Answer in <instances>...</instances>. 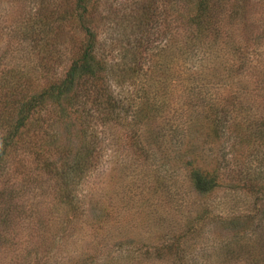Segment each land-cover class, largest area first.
Here are the masks:
<instances>
[{"label": "rangeland", "instance_id": "rangeland-1", "mask_svg": "<svg viewBox=\"0 0 264 264\" xmlns=\"http://www.w3.org/2000/svg\"><path fill=\"white\" fill-rule=\"evenodd\" d=\"M73 1L0 0V73L21 82L22 93L34 87L39 66L61 72L63 49H69L63 45L67 27L53 45L36 33L18 41L20 31ZM180 1L92 0V25L108 67L103 95L120 99L119 118L110 106L108 112L92 105L89 115L91 103L75 114L68 109L61 116L51 107L36 114L2 178L15 197L8 209L13 217L2 220L0 208V264H264V190L248 187L264 181V143L246 125L264 107V0L245 4L249 27L232 17L206 46H196ZM137 4L155 13L143 32L128 28ZM240 11L228 0L221 17ZM68 29L78 36L75 24ZM123 31L130 32L126 51L139 65L132 77L116 64L126 44ZM135 32L138 47L132 46ZM224 106L235 111L224 116ZM104 114L113 117L106 126ZM133 136L153 155L150 161L133 154ZM81 137L98 142L96 158L74 189L77 209L71 210L58 201L55 171L41 166L65 169ZM192 166L211 173L218 167L210 190L197 191L187 180ZM58 206L62 212L52 214ZM186 222L199 232L180 237L182 257H157L153 248L163 235L176 237Z\"/></svg>", "mask_w": 264, "mask_h": 264}, {"label": "trees", "instance_id": "trees-1", "mask_svg": "<svg viewBox=\"0 0 264 264\" xmlns=\"http://www.w3.org/2000/svg\"><path fill=\"white\" fill-rule=\"evenodd\" d=\"M175 3L178 0H170ZM177 1V2H176ZM250 0H236V7L241 8L242 12L230 13L228 18H222L221 13L224 12L225 6L228 3V0H182L180 1V7L182 11H185L184 19L186 22L194 27V34L192 35L193 40L196 42V46H206L217 41L216 36L223 35L222 22H228L231 20L233 23L232 17L235 20V24L241 23L244 27H249L246 24L245 19L248 15L245 12V4L249 3ZM134 4V3H133ZM93 5L92 0H74L73 6H64L61 7L59 12H56L48 17L40 16L38 18V25L35 28H28L24 31H20L22 36L18 39L25 40L29 38L33 33L39 34L41 36L47 37L45 39L47 42H51L52 45L56 42V36H59V30L62 27H67V31L64 34L67 35L66 39L63 41L65 48L63 49L65 54V63L61 72H58L56 69L53 72L44 71L45 69H34L35 73L32 75L34 81V87L28 91L22 93L21 82L12 80L10 77H7L5 72L0 73V208H3V219L8 220L13 217L12 210L10 205H14L15 191L8 190L7 184L5 185V179H2L5 173V169L10 166L11 160L9 157L12 156L11 152H15L18 148V140L24 135L28 125L33 122L32 120L37 118L36 114L45 108L51 107L53 111H58L59 115H64L65 110L73 111V114L77 110H81V107L86 105V103H91V106H88L86 109L91 115L92 105H97L108 111V106L111 109H114L116 113L114 114L115 120L119 118L118 111L120 110L121 105H117V102L120 99L114 97L113 95H106L104 97V90L106 86L102 85V80L104 77V71L108 70L107 65L105 64V56L100 52L98 48L99 45V31L92 25L93 14L90 12V8ZM178 6V3H177ZM94 9L95 6H92ZM139 7L135 5V8ZM143 7H145L143 9ZM142 8L139 7L131 17L129 18L128 28H131L132 32L134 29H137L140 32H143L145 28L151 27L152 15H155L151 5H143ZM231 8L234 10L235 5L232 3ZM244 8V9H243ZM149 13V14H148ZM233 14V15H232ZM144 20L143 21V19ZM183 18V16L181 17ZM156 21V20H155ZM71 24H75L77 27L78 36L73 35L74 32L68 27ZM120 35L121 39L125 41V48H123L120 59L117 61V65L121 66L124 69V73L129 77H132V74L136 72L139 68L134 61L132 62V55L126 51L130 43V32H122ZM136 43L132 46H139V37L137 32L134 33ZM141 38V37H140ZM77 39V42L75 40ZM27 45L20 47V49L27 50ZM75 48V49H74ZM204 50L206 47H202ZM2 57V56H1ZM132 62V63H131ZM111 71L114 70V66L109 67ZM21 70V69H18ZM8 71V70H7ZM106 74V73H105ZM104 97V98H103ZM241 99L239 100V102ZM238 102V103H239ZM232 104V103H231ZM89 105V104H88ZM118 106V107H117ZM233 106V104H232ZM212 108V107H211ZM215 112L217 108L214 106ZM240 107H237V109ZM117 109V110H116ZM222 113L226 116L227 112H233L235 110L229 109V107H222ZM75 112V113H74ZM109 112V111H108ZM111 112V111H110ZM218 112V111H217ZM85 115L86 112H83ZM112 113V112H111ZM102 124L106 126L108 122L109 114H104ZM222 115V114H221ZM248 116V115H247ZM215 120V119H214ZM214 120H211L213 122ZM36 127L38 128L39 123L35 120ZM217 119L214 121V127L218 128ZM70 126L73 125L72 121L69 123ZM246 125L248 128H255L257 136L261 139V143H264V107L262 108V115L258 117H247ZM83 128V133L85 136L87 129ZM89 130V129H88ZM25 136V135H24ZM21 141H19L20 143ZM97 141L91 143L86 141L85 138L81 137V142L74 150L73 159L65 169L57 171L55 167H51L47 164H43L41 168L46 170L49 174L55 171V181L54 189L57 190V198L59 203L63 205H68L69 209H77L75 204L76 191L74 189L80 182V180L87 174V172L94 166L93 157L95 146ZM130 147L133 150V154L137 156H142L144 162L151 159L152 156L149 154L146 148L140 143L138 139L133 136V139L130 141ZM101 149V147H100ZM13 152V153H14ZM96 158V156L94 157ZM97 160V159H96ZM150 161V160H149ZM187 165V164H186ZM188 166V165H187ZM160 167V166H159ZM37 169L36 167L33 169ZM218 167L214 169V173L211 171L200 169L199 167H188L187 171V180L192 184V186L197 191L210 190L213 186V183L217 182L218 177L216 171ZM40 171H33V173ZM23 175L25 173L21 171ZM62 177L59 178V175ZM39 175L43 176V173ZM153 176V174H152ZM163 177V175H162ZM60 180H56V179ZM157 183L161 182V179L156 177L154 179ZM248 187H251L258 193L260 190H264V181H251ZM56 186V187H55ZM57 206V205H56ZM64 207H55L52 214L62 212ZM5 209V210H4ZM189 222L185 223V230H181L176 237L170 239H164L160 244L154 246V254L162 258L163 254L167 253L169 256L177 254L179 257L186 252L181 244L179 239L183 235H187L192 238L194 237L197 230L191 228ZM102 225L101 227H105ZM184 240L183 242H185ZM187 243V241H186ZM186 245V244H185ZM187 247V246H185ZM180 257V258H181ZM184 264V263H182Z\"/></svg>", "mask_w": 264, "mask_h": 264}]
</instances>
